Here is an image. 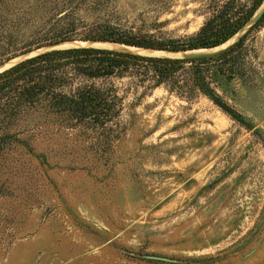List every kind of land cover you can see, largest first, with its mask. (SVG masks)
<instances>
[{"label":"rangeland","instance_id":"1","mask_svg":"<svg viewBox=\"0 0 264 264\" xmlns=\"http://www.w3.org/2000/svg\"><path fill=\"white\" fill-rule=\"evenodd\" d=\"M228 1L0 0V66L67 24L182 40ZM245 46L251 68L225 89L244 124L131 78L108 81L124 106L112 144L18 117L0 151V264H264V22Z\"/></svg>","mask_w":264,"mask_h":264},{"label":"trees","instance_id":"2","mask_svg":"<svg viewBox=\"0 0 264 264\" xmlns=\"http://www.w3.org/2000/svg\"><path fill=\"white\" fill-rule=\"evenodd\" d=\"M251 1L250 8L237 4V0L219 6L198 32L182 40L138 36L108 25L75 37V29L67 24L44 43L19 55L67 41H101L172 51L212 49L238 34L264 4V0ZM263 22L264 14L234 46L211 57L168 59L71 48L28 59L0 73V151L13 137L9 131L13 122L29 111L57 117L74 129L82 128L93 136L106 138L104 143L110 144L121 135L124 108L123 97L114 84H108L111 79L131 78L146 91L164 87L171 94L191 100L204 97L232 120L244 124L243 117L227 101L225 89L245 77L251 68L245 42ZM2 188L0 182V198L4 195Z\"/></svg>","mask_w":264,"mask_h":264},{"label":"water","instance_id":"3","mask_svg":"<svg viewBox=\"0 0 264 264\" xmlns=\"http://www.w3.org/2000/svg\"><path fill=\"white\" fill-rule=\"evenodd\" d=\"M264 14V5L260 8V10L254 15V17L250 20V22L243 27V29H241V31L236 34L233 38H235L236 36H238V38L236 39V41L229 45L226 48H222L223 46H225V44H227L230 40H232L233 38H231L229 41H227L226 43L216 47V48H212V49H201V50H191V51H172V50H154V49H145V48H139V47H133V46H128V45H124V44H117V43H111V42H101V41H67V42H60V43H55V44H51L48 46H45L43 48L40 49H36L27 53H24L22 55H19L11 60L6 61L5 63H3L0 66L1 68H4L2 71H0V73L11 69L12 67L28 60L31 59L33 57H36L38 55L44 54V53H48L51 51H57V50H65V49H71V48H98V49H104V50H111V51H118V52H126V53H130V54H134V55H139V56H147V57H160V58H168V59H189V58H198V57H211V56H215L218 55L226 50H228L229 48H231L232 46H234L256 23L257 21L262 17V15ZM254 22L253 25L250 27V29H248V31H246V33H244L242 36L239 37L240 33L244 32V30L246 29V27L251 23ZM87 43H103V44H110V45H123L126 47H130V48H134V49H140V50H148V51H154L156 53L154 54H139V53H133V52H129V51H121V50H116V49H111L108 47H99V46H95V45H91V46H87V45H79V44H87ZM67 44V46H63ZM222 48V49H220ZM165 54V55H163ZM168 54V55H166ZM170 54H181L182 57H171Z\"/></svg>","mask_w":264,"mask_h":264},{"label":"bare ground","instance_id":"4","mask_svg":"<svg viewBox=\"0 0 264 264\" xmlns=\"http://www.w3.org/2000/svg\"><path fill=\"white\" fill-rule=\"evenodd\" d=\"M236 38V37H235ZM234 38V39H235ZM232 41L234 40H230L227 44H225V46H223L222 48H226L228 47L227 45H229L230 43H232ZM79 45H95V46H99V47H108V48H111V49H116V50H121V51H130V52H135V53H142V54H149V53H154V51H148V50H140V49H134V48H130V47H126V46H123V45H110V44H103V43H87V44H79ZM63 46H67V44L63 45ZM220 48V49H222ZM156 53V52H155ZM168 55V54H166ZM181 56V54H170V56Z\"/></svg>","mask_w":264,"mask_h":264}]
</instances>
